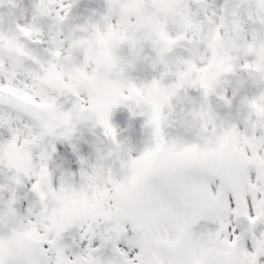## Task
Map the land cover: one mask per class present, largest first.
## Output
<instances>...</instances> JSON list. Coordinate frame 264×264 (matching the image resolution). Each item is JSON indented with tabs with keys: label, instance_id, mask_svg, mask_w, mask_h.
<instances>
[{
	"label": "snow or ice",
	"instance_id": "obj_1",
	"mask_svg": "<svg viewBox=\"0 0 264 264\" xmlns=\"http://www.w3.org/2000/svg\"><path fill=\"white\" fill-rule=\"evenodd\" d=\"M78 3L79 0H32L31 14L43 13L51 23L49 32L39 28V35L29 39L34 26L27 22L29 9L24 0H0V8L5 5L21 7V18L26 21L20 23L17 20L8 33L17 38L24 51L18 65L0 72V90L22 89L28 93L33 105L30 110H25L17 102L0 101V128H6L9 134L0 139V152L23 146L31 163L29 174L10 169L12 175L0 187H7V211L15 214H19L16 205L22 199L19 191L27 187L33 199L25 212L32 215L33 223L37 217H43L47 224L51 213V193L63 190L60 179L49 168L57 153V142L67 143L76 155L79 169L72 171L73 177L83 181L87 176L83 167L85 157L79 154L77 144L73 142L78 122H82L98 128L103 137H98L99 145L103 147H93L111 163V173L105 169L101 174V190L107 196L94 216L69 218L59 226L48 228L36 224L31 238L25 241L20 237L23 229L0 230V264H264V228L260 227L264 225V119L250 134H246L255 146L243 154L185 162L171 160L169 153L181 149L211 153L217 146L218 130L231 131V122L219 121L211 106L212 96L230 105L237 95L235 87L232 95L228 94V88L224 86L225 77H219L211 89L197 85L200 101L195 106L196 111L182 109L179 113L169 112L168 106L176 98L169 96L160 109L158 126L154 123L150 106L138 112L131 101L132 93L143 90L135 78L122 80L116 97L103 112H97L95 105L105 88L117 80V73L122 76L134 70V57L142 54L143 45L132 42L139 36L135 29L139 17L128 19L132 26L127 30L129 39L111 46L110 66L97 71L90 62L84 68L94 81L92 85L74 91L37 88L32 74L45 71L51 55L44 59L30 45L37 48L47 45L50 53L62 59L65 54L63 45L57 49L44 37L49 35L51 39L55 29L58 31L57 40L64 41L65 26L69 20L75 19L72 10ZM104 3V11L92 10L85 18L90 22V30L98 27L101 31H120V8L130 4L141 8L145 17L155 14L163 20L165 14L160 10L175 6L187 12L193 24L205 29L210 22L216 25L226 23L229 28L235 26L241 37L237 43L251 52L250 56L243 57L245 63L238 65V70L264 79V71L257 72L252 68L257 61L255 50L264 49V0H222L219 4L216 0H104ZM193 9L197 10L195 15ZM176 19L179 21V17ZM2 24L3 14L0 13ZM166 31L169 38H179L172 27L166 26ZM220 34H223V28ZM190 36L191 33L186 32L181 40L189 51L188 56L182 57L186 62L192 59L193 50H201L194 42L189 46ZM4 39L5 30L0 26V63L6 64ZM124 46L129 49L127 56L121 54ZM147 58L160 71L165 70L164 58L157 49H153ZM168 79L153 77L147 86L168 88L170 85L165 82ZM261 101H264V84L248 97L249 111ZM45 104L51 105L59 117L71 121L72 127L67 132L59 129L50 132L43 118H37L38 109ZM121 107L127 108L132 117L141 116L144 121L142 128L149 131L143 148L128 158L129 163L148 155L154 156L152 166L128 188L126 199L115 196V189L132 176L130 167L120 168V159L115 152L119 131L112 123V117ZM200 114L204 115L206 139L170 133L169 129L177 124L182 126L193 115ZM26 197L27 193L23 198ZM73 229L79 236L78 241L73 237L75 252L72 251L73 245L65 242V234Z\"/></svg>",
	"mask_w": 264,
	"mask_h": 264
},
{
	"label": "flooded vegetation",
	"instance_id": "obj_2",
	"mask_svg": "<svg viewBox=\"0 0 264 264\" xmlns=\"http://www.w3.org/2000/svg\"><path fill=\"white\" fill-rule=\"evenodd\" d=\"M216 2L218 3V0H216ZM160 11H163L166 15L165 18L167 20V26L172 27L174 31H177L179 36V38L177 39H171L169 38L167 31L164 34L158 31V27H156L155 22L144 23L154 25L156 27V30L159 35L158 44L160 46H166L164 50L166 51V56L168 58L167 62L169 67V69L166 71L167 77L169 78L167 80V83H169L170 86L168 88H165L164 93H166V95L176 97L172 100V103L170 104L171 106L175 108L183 107L185 111L189 109L196 111L197 109L195 106L199 102L197 99H195L193 104L190 106H186L184 104L187 92L192 88L196 89L195 86L197 85L198 81L193 78V74L197 73V70L192 69L188 62L182 59V57L187 56L186 49L181 42L182 38L185 36V33H191V36L188 38L189 45H192L194 42L196 45L200 46L205 51V49L202 47V43L215 42L213 33L215 32L216 35L222 39L224 45L226 46L227 52L231 58L232 54L230 55L228 51V43H226V40L217 31L218 25L211 24L210 22L209 26L206 29L200 25H197L196 30L192 32V29H190L188 25L192 27L193 23L191 16H189L187 12H182L175 6H170ZM196 12L197 10L193 9V15H195ZM83 16L85 15L83 14ZM177 17H179V21H177ZM157 19L158 18L156 17L155 21ZM160 46L157 49L158 51L160 49ZM150 51L153 52V50ZM205 52L211 57V55L207 51ZM137 68L138 66L135 65L134 70H131L130 74L125 73L121 76V74L117 73V80L114 81V92L112 93V95H106L105 100L103 102L98 105H95V110L102 109L104 111L107 105L116 97L118 93V88L121 86V81L126 80L128 78H135V76H137ZM53 76H56V81L58 79L61 80L58 75ZM86 82L87 81L83 83V87L90 86L89 82ZM66 87L69 91H73L74 85H71V87ZM227 88L231 91V96L233 88ZM239 93L242 92L237 89V95ZM205 103H207V101ZM211 106L212 110L220 111L226 116H232L234 118L236 124V132L238 136V145L239 142L245 141L246 137L249 136L246 134H250V130L252 131L254 129V126L247 119L254 112V109H252L246 115H241L236 108L237 104L235 102V99L230 105L227 102L220 101L218 103L216 102L215 104H211ZM23 108L27 110L31 109L32 106L29 105L28 107H26V105H23ZM122 108L123 107L116 109L112 117V123L114 124V126L117 127L119 131L118 143L115 145V152L120 159V168L124 169L130 167L133 170L135 169L140 159H138L135 163L130 164L128 158L134 152L143 148L144 142L148 139L149 131L147 128H142L144 121L141 116L138 115L133 118L123 116L121 115ZM48 109L52 110L50 114H48L47 112ZM38 110L40 111H38L36 114L37 118H43V121L50 132H54L58 129L67 132L72 127L71 121L68 118L59 117L51 105L45 104L41 106ZM137 111L142 112L140 111V109ZM262 116L264 118V112L262 113ZM153 118L154 123L158 126L160 122V117L155 118L153 116ZM78 124L81 126L76 127L74 131L75 139L73 142L77 144L79 154L85 157V163L83 167L87 171V176L84 178L83 181L79 180L76 177H73L72 171L76 172L79 169V164L77 162L76 155L72 153L71 148L67 143L57 142V153L54 154L53 162L49 163V168L53 171L54 176L60 179V183L63 185V190L58 193H51V213L47 217L48 223H44L43 217H37L35 225L39 224L41 227L48 228L49 226H59L69 218L78 217L80 216V214L94 216L103 201L105 200V197L107 196V193L101 190V174L105 169H108L109 173H111V163L107 157L103 156L102 154H98L95 150V147H93L94 145L101 146L99 145L98 137L100 139H102L103 137L100 136V130L98 128H93L91 124L82 122H78ZM175 127L177 132L175 135H173L171 133V129H169L170 133L173 136L179 135L181 137H197L196 132H203L205 134L207 131L206 125L204 123L203 114L193 115L192 118L187 120L182 126L177 124ZM8 135L9 134L6 128H0V139L6 138ZM248 149L249 147H247L246 150ZM195 153L196 149L191 151H185L182 149L174 150L170 152L169 157L173 161L187 162L186 157L189 154ZM240 154H243V152L238 153V151L236 150L234 156ZM15 168H17L18 171L24 172L25 174H29L31 172L30 159L23 146L19 148H6L2 152H0V174H4L6 178H8L12 175L10 169ZM143 175L144 174L140 173L132 176V185ZM129 178L125 182V185L129 184ZM3 180L6 183L7 180L4 179V176ZM25 183L28 184L27 181H25ZM121 190H123V185H120L115 189V196L119 199H122L120 194ZM26 193L27 197L23 198L25 197ZM128 194L129 193L127 189L125 190V199L127 198ZM19 196L22 197V199L19 200L16 207L18 209L20 217L24 219V221H32V215L30 213L25 212V208L29 204V201L33 199L32 194L27 192V187H25L20 189ZM6 200L8 201V198ZM5 205L8 204L5 203ZM262 227L264 228V225H262ZM5 229L6 228H3L2 230ZM257 231H259V229H257ZM73 237H75L77 241L79 240V236L76 233L75 229L65 234V242L73 245L72 251L75 252L77 251V249L75 247V244L73 243Z\"/></svg>",
	"mask_w": 264,
	"mask_h": 264
},
{
	"label": "rangeland",
	"instance_id": "obj_3",
	"mask_svg": "<svg viewBox=\"0 0 264 264\" xmlns=\"http://www.w3.org/2000/svg\"><path fill=\"white\" fill-rule=\"evenodd\" d=\"M80 1L81 0H79V2ZM221 2L222 0H218V4ZM31 4L32 0H24V5L29 9L27 15V22L31 23L34 26V30L29 34V39H34L39 35V28H44L46 33L49 32V25L51 21L45 19L43 13H37L35 15H32ZM79 5L80 4L78 3V5L72 10V16L75 17V19L69 20L67 22V25L65 26L66 36L64 41L57 40L58 31L55 29L52 30L53 34L51 36V39L49 35H45L44 39L49 40V43L53 47H56L58 49L61 45H63V47L65 48V54L61 59L55 53H50L47 45L40 46L46 52V59H48L51 55V60H49L48 67L45 71H43L42 73L32 74L34 83L37 88L47 87V83L53 75H58L61 78V81L68 87L74 85L73 91L78 88H83V83H85V81L89 82V84L92 85L94 81L84 70V68L88 66L90 62L95 65L94 70L97 71L100 70L102 66H110L112 63L110 55L111 46L114 43L129 39L127 36V30L132 26L128 24V19L129 17L135 18L130 13L129 7L136 6L135 4H130L128 6L120 8L119 15L122 23V28L120 31H113L111 29L101 31L98 27H96L94 30H90V22L85 19V16H83ZM8 7L10 9V12L12 13L15 23L17 22V20H19L20 23L26 22L24 19L21 18V7ZM155 18V14L147 17L143 15L139 17L138 25L135 26L136 32H138V29L142 24L155 22L156 27H158V31L163 34L166 33V18H164L163 20L157 19L156 21ZM68 25H78L79 27H72L71 29H69ZM188 27L192 29L193 32L196 30L197 24H192V27L188 25ZM221 28H223V34H220ZM217 31L226 40V43H228V51L230 55L232 54V59L234 60V62L237 65L244 64L245 60L243 59V57L250 56L251 52L248 48L237 43V41L241 38L239 29L235 26L229 28L228 25L224 23L218 25ZM132 42L140 44V36H138V38L134 37ZM165 47V45H161L158 51L160 56L164 58V63L166 64V68L164 71H160L148 60L147 57L151 56L153 53L148 49L142 48V54H137L134 57L135 65L138 66L137 76H135V79L137 83L143 86V90L132 93L131 101L134 104L135 109H140V111L142 112L145 111L146 107L150 106L152 109L153 116L155 118L160 117V109L165 103H167L169 95H166V93H164L165 88L163 87L147 85L152 81L153 77H159L162 80L167 77L166 71L169 69V67L167 62L168 58L166 56V51L164 50ZM200 49L201 50L199 52L193 50L192 59L187 62L192 67V69L197 70V73L193 74V78L198 80L197 85L211 89L215 85L213 83L210 73V65L212 63L211 57L201 47ZM186 52L188 56L189 51L186 50ZM121 54L125 56L129 54V49L127 46H124L122 48ZM255 54L258 59L261 55V50H255ZM4 59L6 64L0 63V72H5L8 70V67L18 65L20 63L18 57L6 52H4ZM198 64L203 65V67H198ZM252 68L254 69V64L252 65ZM25 71L30 70L25 69ZM127 74H130V72H128ZM65 78L67 79V83H65ZM237 80L238 82L236 88L246 96L247 101L248 97L251 96V94L255 92L258 87L264 84L263 81H261L257 76L253 75L251 72L239 71ZM165 82L167 83V80ZM197 85L195 86L196 89L192 88L187 92L186 99L184 101V104L186 106L192 105L195 99L200 101V92L197 90ZM113 92L114 82H111L102 92L101 97L97 101L96 105L103 102L105 100V96L110 94L112 95ZM230 92L231 91L228 90L229 95L231 94ZM0 101L17 102L22 106L26 105V107H28L29 105H31L33 107L32 101L28 98V93L24 92L22 89L8 88L5 90H0ZM220 101L222 100L217 99L215 96L211 97V104H215L216 102L218 103ZM182 109L183 107L175 108L171 105L168 106L169 112L175 111L178 113L181 112ZM253 109L254 112L247 119L255 128L258 123L262 119H264L262 116V113L264 112V101L257 103ZM121 113V115L127 116L128 118L132 117L128 112L127 108L123 107ZM171 133L173 135L177 133L176 127L171 128ZM257 134L259 133H256V135ZM254 146L255 142L251 140L249 136H247L245 141L239 142L237 151L238 153H241L244 152L247 147L251 149ZM3 176L4 179L7 180L4 174H0V185L6 184L3 180ZM8 195L9 192L7 190V187H0V230H2L3 228L17 230L23 229V231L20 232L21 241L28 240L33 234L32 229L35 227V223H33V221H24V219H22L19 214L9 213L7 211V205H5V203L8 204V201L6 200L8 198ZM260 227L263 228L262 225H260Z\"/></svg>",
	"mask_w": 264,
	"mask_h": 264
},
{
	"label": "water",
	"instance_id": "obj_4",
	"mask_svg": "<svg viewBox=\"0 0 264 264\" xmlns=\"http://www.w3.org/2000/svg\"><path fill=\"white\" fill-rule=\"evenodd\" d=\"M81 7L84 13L87 15L90 14L92 10H95L97 12L100 11V9L105 8L104 0H82L81 1ZM131 12L135 14L136 16H140L142 14V11L137 8H131ZM0 13L3 14V24L0 25L5 30V39L3 42L4 51L7 53H15L18 57H21L23 54V47L18 45L17 38L14 36L8 35V33L15 27V22L13 20V17L7 7L5 5L4 7L0 8ZM140 35L143 39L142 45L146 48H153L155 49L157 47L158 42V36L155 33V30L153 27L150 26H143L140 28ZM215 42L213 43H204L205 49L210 52V54L214 58V64L212 67V75L214 82L216 84L219 77L223 76L225 77V85L229 86H235L237 82V73H238V67L230 60L228 57L226 50L224 48V45L222 42L214 35ZM30 47L36 48L37 51L40 52V55L45 58V52L39 47L37 48L36 45H30ZM264 52V49H262ZM256 71H264V55L261 59H259L255 64ZM261 78V77H259ZM262 79V78H261ZM264 80V79H263ZM56 85L58 89L64 90L60 85H58L56 82H50V88L52 85ZM236 102L238 104V110H240L242 113L247 112L249 110V107L246 106V98L242 95H238L236 98ZM99 111V110H98ZM216 115H218L217 112H215ZM219 117V115H218ZM226 122H231L230 128L231 131L224 132V131H218L217 132V146L216 149L208 154H205L204 152L200 151L198 149L197 153L194 158H197L200 161L206 160L208 158L213 159H221L228 155H234V151L237 144V138H236V132L234 127V121L232 118H230ZM222 134H224L225 138L223 139ZM200 139H206L205 136L198 135ZM154 156L148 155L143 157L137 164V167L135 171L132 172V176L136 174H144L151 166L150 163ZM131 176V177H132ZM131 177L129 184L124 186V190L121 194L122 199H125V190H127L130 186H132V179Z\"/></svg>",
	"mask_w": 264,
	"mask_h": 264
},
{
	"label": "clouds",
	"instance_id": "obj_5",
	"mask_svg": "<svg viewBox=\"0 0 264 264\" xmlns=\"http://www.w3.org/2000/svg\"><path fill=\"white\" fill-rule=\"evenodd\" d=\"M153 159H154V157H153ZM135 184V183H134ZM164 243H167L166 241H164Z\"/></svg>",
	"mask_w": 264,
	"mask_h": 264
}]
</instances>
